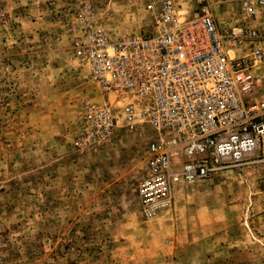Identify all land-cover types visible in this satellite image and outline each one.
Wrapping results in <instances>:
<instances>
[{
	"label": "rangeland",
	"instance_id": "374dc122",
	"mask_svg": "<svg viewBox=\"0 0 264 264\" xmlns=\"http://www.w3.org/2000/svg\"><path fill=\"white\" fill-rule=\"evenodd\" d=\"M147 1L0 0V264L261 263V165L180 185L147 219L138 186L148 134L75 145L81 104L99 95L67 23L88 4L113 35L147 30ZM173 1L189 16L211 1L223 31L243 19L235 5ZM255 75L252 102L264 93V64Z\"/></svg>",
	"mask_w": 264,
	"mask_h": 264
},
{
	"label": "built area",
	"instance_id": "2783aa9c",
	"mask_svg": "<svg viewBox=\"0 0 264 264\" xmlns=\"http://www.w3.org/2000/svg\"><path fill=\"white\" fill-rule=\"evenodd\" d=\"M214 3L235 5L241 23L220 30L211 1L189 16L173 0H148L147 30L113 35L88 4L66 26L99 95L81 104L75 145L86 149L118 131L148 134L138 186L147 219L178 186L248 163L261 165L264 193V93L249 100L264 64V0ZM241 49L248 53L232 57ZM259 223L264 264V211Z\"/></svg>",
	"mask_w": 264,
	"mask_h": 264
},
{
	"label": "bare ground",
	"instance_id": "6f19581e",
	"mask_svg": "<svg viewBox=\"0 0 264 264\" xmlns=\"http://www.w3.org/2000/svg\"><path fill=\"white\" fill-rule=\"evenodd\" d=\"M181 11H182V9H181ZM182 13H185V12L182 11Z\"/></svg>",
	"mask_w": 264,
	"mask_h": 264
}]
</instances>
